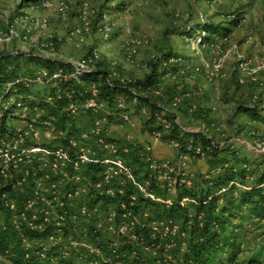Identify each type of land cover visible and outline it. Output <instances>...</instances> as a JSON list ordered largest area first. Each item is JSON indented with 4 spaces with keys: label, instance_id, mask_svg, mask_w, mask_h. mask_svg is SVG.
I'll list each match as a JSON object with an SVG mask.
<instances>
[{
    "label": "rangeland",
    "instance_id": "374dc122",
    "mask_svg": "<svg viewBox=\"0 0 264 264\" xmlns=\"http://www.w3.org/2000/svg\"><path fill=\"white\" fill-rule=\"evenodd\" d=\"M204 26L212 31L203 30ZM2 57L9 68L17 66V76L30 79L27 86L8 81L4 92L16 89L28 96L33 107L53 89L51 79H44L45 72L54 68L47 67L48 61L71 67L87 60L89 68L106 70L110 82L143 81L150 75L152 83L135 92L165 117L176 116L182 131L203 132L220 145L221 161L212 166L210 157H205L209 165L203 172L202 167L192 172V184L205 183L210 171L222 165H234L240 172L239 189L254 187L264 174V0H0ZM1 99V104L6 102L3 95ZM3 105L0 117L8 112V131L14 135L29 128L35 110L24 116ZM148 108L130 111L116 106L112 111L105 103L87 116L75 117L81 133L101 119L108 136L121 141L130 134L142 146L150 143L138 142L139 136L155 129L143 125ZM126 117L141 126L129 129ZM32 128L35 125L28 136L33 143L40 141L51 149L55 130L47 125ZM7 137L0 138V148H9ZM2 162L8 165L6 159ZM42 175L39 170L36 178ZM167 177L162 179L174 176ZM43 178L40 185L36 181L34 197L26 204L27 215L12 218H23L38 231L39 237L23 240L26 248L36 249L42 257L71 259L76 264H178L188 248V226L181 218L155 221L149 218V208H124L115 196L92 202L95 198L88 186L68 196L60 181ZM169 194L160 198L172 199L173 191ZM6 202L0 204L1 221L7 212L4 206H16L13 200ZM193 202L186 205L191 216L188 225L194 221ZM260 224L258 219L244 222L246 228L238 231L240 257L263 242ZM0 264L11 263L0 254Z\"/></svg>",
    "mask_w": 264,
    "mask_h": 264
},
{
    "label": "trees",
    "instance_id": "16d2710c",
    "mask_svg": "<svg viewBox=\"0 0 264 264\" xmlns=\"http://www.w3.org/2000/svg\"><path fill=\"white\" fill-rule=\"evenodd\" d=\"M211 29L209 26H204L203 28L205 31H212ZM4 60H6L5 57L0 59V96L7 97L10 92H4V86L8 81H12L17 76L16 71L18 68L17 66L9 68ZM45 64L49 68L63 65L62 63L57 64L52 61L45 62ZM107 73L104 69H95L82 76L83 83L71 80L65 83L64 87H69H66L67 89L73 88V98L83 99L86 94L79 95L78 92L82 91L83 87L89 82H97L100 99L112 111H115V103L118 96H124L126 102H130L133 98H136V104L134 105L136 110L141 109L143 106L149 107V118L144 121V127L147 129L150 127L159 128V126L154 125V113H159L160 109L148 98H144L134 92L139 86L151 84V76L147 75L143 81L135 80L122 83L117 80L115 82H107ZM67 103V96L62 95L53 104L41 102L39 98L38 104L46 108L49 116L52 115L57 119L56 126L58 128L65 129L66 125H68V128H66L67 135L77 136L82 125L79 124V120L75 116L68 112L66 109ZM247 109L248 113H252L250 112V108H242V111ZM88 114L83 116H87ZM8 115V112H5L0 117V138H6L7 135V138L13 136L7 128L6 119ZM166 118L173 121L170 131L165 132L162 139L179 140L182 143L191 139L193 143L198 142L205 146L211 145L212 149L209 152V161H212L213 164L221 161L219 157L221 148L211 144L210 138L201 132L182 131L178 124L174 122L176 116L166 115ZM127 146H129L128 151H122V155L133 166L134 173L141 178H149L151 182L149 188L157 195L163 197L170 196L166 186L160 187L157 174L149 171L147 168V164L142 157L141 147L130 144H127ZM37 164V160L32 159L24 165L21 163L17 170L9 165L6 175H3L0 170V204L5 205L6 201L12 200L16 204L13 208L4 206L7 212L3 216V221L0 220V254L5 255L11 264H76L71 259L64 260L61 258L56 261L53 259L54 256L44 255L42 257L36 254V249L26 248L23 239H35L39 237V233L34 228H31L27 221L22 220L23 218H17L18 220L12 219L14 218L13 215H27L28 213V210H25L26 204L34 197L36 189V174H33L32 167L36 168ZM223 166L218 171H210L209 180L205 181V183L202 181L200 185L193 183L191 186H176L170 203L166 201L157 202L137 194L134 204H129V195L134 191L132 187H126L123 195L119 196L116 194L115 197H118L120 201H125L127 206L133 205L132 208L135 206V210L143 207V209L149 208L152 211L149 218L155 221L167 219H171L172 221L181 218L186 222L185 224L188 226L186 231L189 235L186 241L188 248L177 262L178 264H264V240L258 248H254L244 257L239 256V252H242V249L236 242V239L239 237L238 231L246 228L243 226V223L253 222L254 219L260 221L262 229L260 235L264 237V174L259 178L254 187L239 189L236 184L240 183L237 181L240 179V172L236 170L234 165ZM99 168L97 164L89 165L86 175H89L93 179V171H97ZM140 170L142 171L141 174ZM193 185L198 187L193 188ZM222 190L224 193L220 194ZM232 192L237 193L236 196L227 197ZM90 196L95 198L94 200L90 199L92 202L111 198L99 195L94 196L92 190H90ZM184 196H188L194 201L193 204L191 203L194 212V217L192 218L194 221L191 225H188V222L191 220V216L188 215V207L180 204V199ZM222 196L226 198L224 199ZM116 199L112 198V200Z\"/></svg>",
    "mask_w": 264,
    "mask_h": 264
},
{
    "label": "built area",
    "instance_id": "2783aa9c",
    "mask_svg": "<svg viewBox=\"0 0 264 264\" xmlns=\"http://www.w3.org/2000/svg\"><path fill=\"white\" fill-rule=\"evenodd\" d=\"M88 63L89 61L86 60L73 64L71 67H69L70 65L56 66L48 70V72H45L46 77L44 79L48 77L51 79L53 82L51 85L53 89L46 97L40 99L49 104H53L62 95H66L68 98L66 109L73 116L77 114L85 115L91 111L100 109L105 102L100 99V91L97 82H89L83 87L82 91L78 92L79 95L86 94L83 99L73 98V88L67 89L69 87H64V84L71 80L83 83L82 76L94 70L93 68H89ZM119 81L126 83L132 80L119 79ZM13 82L15 85L27 86L30 79L18 75L15 76ZM107 82H110V80ZM7 91L10 93L7 97H3V100H6L5 103L3 102L4 105L1 104L2 99L0 100V107L2 105L5 109L12 107V109L17 110L16 112L21 111L24 116L26 113L35 110L36 115L30 119L31 121L28 127L30 128L35 125V128H32L33 130L40 125H47L50 129L55 130L54 140L56 141L51 145L52 148L48 149L41 145V142L38 140H36L38 143H33L28 136L30 133L29 128H25L23 131L14 134L11 138H7V146L9 148H0V159H2L0 162L1 172L6 174L9 165L17 170L21 163H29L32 159H36L38 164L36 168L32 167V172L35 175L40 170L44 175L38 176L35 181H39L40 185L41 181H44L43 176H45V181L52 182L51 180L53 179L60 181L61 185L66 186L69 190L68 196L73 195L71 192L72 190H76V194L77 190L82 189L85 191L87 186L92 190L93 195L110 197L117 194L121 196L125 193L126 187H132L134 191L129 195V204H134L137 194L151 200L170 203L171 199H162L160 198L162 196L157 195L149 188L151 184L149 178H141L134 173L133 166L129 164L127 159L122 155V151L127 152L129 149L127 144L141 147L142 157L143 160L145 159L144 161H146L147 168L149 171L157 174L160 187L163 188L166 186L167 192L169 193L171 191L175 192L176 186L192 185L191 178H189L192 176L190 173H184L182 166L194 159H205V157L209 156V152L212 149L211 145L205 146L198 142L193 143L191 139L183 143L179 140H171L174 147H179L177 150L178 159L171 163L167 158L155 156L151 144L144 143L142 146L137 144L130 134H127L126 138L121 141L108 136V129L103 126L101 127V119H97L94 126L84 130L82 133L79 132L77 136L67 135V129H61L56 126L57 120L54 116H49L47 114L49 117H46L44 115L47 112L45 107L41 108L39 104H36L35 107L31 106L28 96L16 89ZM37 100V103H39V99ZM125 103L126 101L122 95L116 98L115 104L118 108H129L130 111H133L136 98H133L129 105ZM143 112L148 113L144 109ZM161 114L162 112L154 113V125L159 126V128H155L154 131L150 133L158 140H163L162 137L164 133L170 131L173 121ZM125 119L132 128L136 126L133 120H128L127 117ZM174 122L179 126V122L176 118ZM191 132H194V130H191ZM201 133L204 134L203 132ZM29 142H32L30 146L27 145ZM211 144L217 145L212 139ZM31 153H36V155H31ZM4 159L7 160V166L2 162ZM91 164H97L100 167L99 170L93 171V179H91L89 175H86V171ZM163 173H166L165 177H162ZM167 174L169 178L174 176L172 180L165 181L162 179L166 178ZM51 185L52 187H56L55 185L53 186V184ZM36 187H38L37 182ZM192 201L193 199L190 197L184 196L180 199V204L187 205ZM120 202L121 206L126 208V202ZM10 207L13 208L14 205ZM120 231L125 233L124 226L120 228Z\"/></svg>",
    "mask_w": 264,
    "mask_h": 264
},
{
    "label": "crops",
    "instance_id": "0c3cea01",
    "mask_svg": "<svg viewBox=\"0 0 264 264\" xmlns=\"http://www.w3.org/2000/svg\"><path fill=\"white\" fill-rule=\"evenodd\" d=\"M136 126L135 128L138 129L141 122H137L134 118L132 119ZM129 129H133L130 125H128ZM190 129H187L186 131L188 132ZM191 131V130H190ZM140 141H146L149 142L152 146V149L154 151L155 156L160 157V158H170L173 159L174 161H177L178 159V154L177 150L174 148L173 143L171 140H158L154 138L147 130L143 133V136L138 138V142ZM142 145V144H141ZM210 156H208L209 158ZM211 165L213 166V162L210 161ZM209 165L208 163L205 162V159H194L188 164L182 166L184 173H190L191 176L193 175L192 172L196 171L200 167V172L205 171V166Z\"/></svg>",
    "mask_w": 264,
    "mask_h": 264
}]
</instances>
